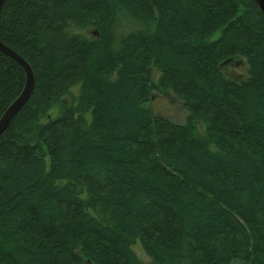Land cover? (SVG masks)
I'll return each instance as SVG.
<instances>
[{"label":"trees","instance_id":"16d2710c","mask_svg":"<svg viewBox=\"0 0 264 264\" xmlns=\"http://www.w3.org/2000/svg\"><path fill=\"white\" fill-rule=\"evenodd\" d=\"M0 41L34 75L0 134V264H143L135 243L150 264H264L254 0H5ZM23 84L0 52V117ZM166 92L183 123L153 114Z\"/></svg>","mask_w":264,"mask_h":264},{"label":"rangeland","instance_id":"374dc122","mask_svg":"<svg viewBox=\"0 0 264 264\" xmlns=\"http://www.w3.org/2000/svg\"><path fill=\"white\" fill-rule=\"evenodd\" d=\"M92 32V30H91ZM217 35H215L216 38ZM240 61V62H239ZM222 72L225 76L233 80H239L245 76L246 66L243 60H237L234 63H226L222 65ZM158 73H153V82H156ZM78 86L73 87L70 95L64 97L63 102L68 104L72 98L77 97ZM149 106L155 116L166 118L174 123H183L186 117V113L183 109L182 103L175 98V96L169 92L155 93L151 96ZM60 106H55L49 112V118L55 119L60 115ZM88 118V116H87ZM89 122V118L87 119ZM205 126H197L195 130V137L202 139L204 137ZM214 150V148H212ZM86 194L83 193L80 198L85 199ZM133 251L137 258L143 264H150V259L143 253L138 243L133 245Z\"/></svg>","mask_w":264,"mask_h":264},{"label":"water","instance_id":"95a60500","mask_svg":"<svg viewBox=\"0 0 264 264\" xmlns=\"http://www.w3.org/2000/svg\"><path fill=\"white\" fill-rule=\"evenodd\" d=\"M5 0H0V12ZM256 6L264 17V0H254ZM0 52L14 60L24 72V84L17 98L6 108L0 117V134L6 129L13 117L29 99L34 88V75L29 64L17 53L0 41ZM240 62V61H239ZM234 63L233 59L226 60L223 64Z\"/></svg>","mask_w":264,"mask_h":264}]
</instances>
